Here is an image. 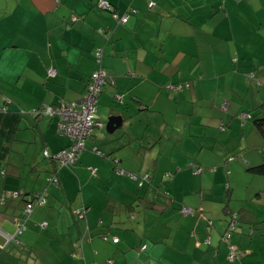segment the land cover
Returning a JSON list of instances; mask_svg holds the SVG:
<instances>
[{
  "label": "crops",
  "instance_id": "1",
  "mask_svg": "<svg viewBox=\"0 0 264 264\" xmlns=\"http://www.w3.org/2000/svg\"><path fill=\"white\" fill-rule=\"evenodd\" d=\"M101 68L93 147L57 168L44 151L71 139L43 109L81 101ZM262 101L264 0H0V264H264V137L239 118ZM238 129L252 138L235 171Z\"/></svg>",
  "mask_w": 264,
  "mask_h": 264
},
{
  "label": "built area",
  "instance_id": "2",
  "mask_svg": "<svg viewBox=\"0 0 264 264\" xmlns=\"http://www.w3.org/2000/svg\"><path fill=\"white\" fill-rule=\"evenodd\" d=\"M99 6L103 9L111 10V5L107 1H101ZM115 20L118 23L126 24L129 18V13L124 16H118L115 14ZM95 59L98 63L101 64L103 52L101 49H98L95 54ZM48 76L55 77L56 70L54 68L48 69ZM108 78V73L101 68L99 72H96L92 75L87 88L85 97L79 102H67L64 100L59 101L56 109L54 110L52 107H46L43 109V114L45 115H53L56 114L59 117V125L58 128L61 133L67 135L71 139L70 146L63 150L61 153L57 155H51L49 151H44V155L46 158H52L57 162V168H70L74 166L81 155L82 152L86 149V141L91 136L93 128L99 125L98 116H97V105L99 101V95L102 92L103 86L106 84ZM225 106V107H224ZM223 108H226L224 105ZM242 119H251V116L243 113L241 115ZM98 154H101L100 151L95 150ZM95 174L97 169H91ZM134 179H138L134 177ZM148 175H145L141 178L140 185L142 186L144 181H147ZM58 179L56 177L53 178V182L57 183ZM19 194L14 193L11 194L10 198H18ZM7 201L6 198L0 200V205L5 204ZM46 203V195L45 193L36 194L29 198L25 208L23 210L22 219L25 220L33 211L34 207L41 206ZM183 213L185 215H194V211L188 207L183 208ZM82 215V214H81ZM235 219V217H234ZM21 219L17 218L16 223L18 226V235L22 234L26 231V227L21 223ZM47 226L46 223H43L42 227ZM235 221L231 223L229 227V231L234 230ZM227 242L230 240V232L226 234ZM114 242L117 243L118 239H114ZM77 248L80 247V244L76 245ZM146 246L142 248L145 250ZM236 247H231V253L229 255L230 261H234L238 257ZM111 263V262H110Z\"/></svg>",
  "mask_w": 264,
  "mask_h": 264
},
{
  "label": "trees",
  "instance_id": "3",
  "mask_svg": "<svg viewBox=\"0 0 264 264\" xmlns=\"http://www.w3.org/2000/svg\"><path fill=\"white\" fill-rule=\"evenodd\" d=\"M250 76H251V78H254L255 77V75H254V73H251L250 74ZM100 96V95H99ZM247 114V113H246ZM242 115V114H241ZM241 115L239 116V118L241 119V120H243V121H252L253 123H254V125L257 127V129L260 131V133L262 134V136L264 137V101H262L258 106H257V108L256 109H254L253 110V115H252V113H248V115H250L251 116V119H242L241 118ZM94 129V128H93ZM86 150V149H85ZM95 150H97V151H99L98 149H96V148H94V151ZM73 167V166H72ZM252 170H253V172L254 173H256V174H259V175H262V176H264V164H262V165H259V166H256V167H254V168H252ZM2 174H4V173H2ZM134 177H137L138 179L136 180L138 183H139V186H141L140 185V183H141V177H139V176H137V175H132V177L131 178H134ZM148 178H150V175L148 176ZM135 180V179H134ZM144 183V182H143ZM143 185V184H142ZM20 197V196H19ZM18 197V198H19ZM11 199H14V198H11ZM28 198H26V202H25V205L27 204V202H28V200H27ZM25 208V207H24ZM183 208L184 207H182L181 208V212H182V214L184 215V216H194V215H185L184 213H183ZM189 208V207H188ZM191 209V208H190ZM191 210H193V209H191ZM23 214V213H22ZM237 215L235 214V215H233V218H232V220H231V222H230V224H229V227H230V225H231V223H233V221H235V226H234V230H232V231H229V228H228V230L226 231V233L224 234V236H223V241H225L226 243H230V240L227 242V240H226V234L227 233H229L230 232V238H231V235H232V233L235 231V229H236V217ZM234 217H235V219H234ZM231 247H235V246H231ZM143 248V247H142ZM147 248V247H146ZM237 248V247H236ZM237 250H238V248H237ZM238 252V257L235 259V260H240V258H241V253H240V251L238 250L237 251ZM230 253H231V249H230ZM230 253H229V255H230ZM234 260V261H235Z\"/></svg>",
  "mask_w": 264,
  "mask_h": 264
},
{
  "label": "rangeland",
  "instance_id": "4",
  "mask_svg": "<svg viewBox=\"0 0 264 264\" xmlns=\"http://www.w3.org/2000/svg\"><path fill=\"white\" fill-rule=\"evenodd\" d=\"M107 122V120H104L103 121V123H106ZM239 123H241V122H239ZM248 124H250L251 126L250 127H253V123L252 122H248ZM94 131H98L97 130V128H94L93 129ZM121 131H123V129H121V130H119L118 132H121ZM253 131L258 135V136H260L259 134V132L256 130V129H254V127H253ZM226 132H228V133H230L231 132V129H229V130H227V131H224V133H226ZM104 133H105V135H107L106 134V132H105V128H104ZM259 133V134H258ZM251 138H252V136L251 137H249L248 138V135L247 136H244V134H242V132L238 129V132H236V135L234 136V138H230V139H227L226 140V143L230 146V147H232L233 148V150H231L230 151V153H229V159H230V163L228 164V165H231L230 166V168L232 169V170H235L236 171V169L237 168H241V166H239L238 165V161H245L244 159V153H246V151H245V149H244V144L245 143H248V144H250V140H251ZM87 145L88 146H90V147H93V141H91V140H87ZM241 144H242V147H240L241 146ZM235 148V149H234ZM262 148V147H261ZM232 156H235V158L233 159L232 158ZM232 158V159H231ZM236 159V161L235 162H233V160H235ZM234 164H233V163ZM232 164H233V166H232ZM246 167V166H245ZM234 172V171H233ZM242 186H243V183L241 184ZM243 192H241V194H242ZM236 200V198L234 197L233 198V202ZM252 202V201H251Z\"/></svg>",
  "mask_w": 264,
  "mask_h": 264
},
{
  "label": "water",
  "instance_id": "5",
  "mask_svg": "<svg viewBox=\"0 0 264 264\" xmlns=\"http://www.w3.org/2000/svg\"><path fill=\"white\" fill-rule=\"evenodd\" d=\"M125 119L122 115H114L107 119L105 123L106 131L109 134L115 133L117 130H121L124 127Z\"/></svg>",
  "mask_w": 264,
  "mask_h": 264
}]
</instances>
